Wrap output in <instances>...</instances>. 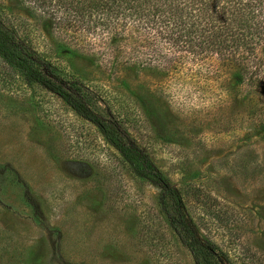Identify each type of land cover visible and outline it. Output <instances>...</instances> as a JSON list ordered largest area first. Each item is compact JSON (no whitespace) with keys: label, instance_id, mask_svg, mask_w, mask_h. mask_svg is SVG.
<instances>
[{"label":"rangeland","instance_id":"rangeland-1","mask_svg":"<svg viewBox=\"0 0 264 264\" xmlns=\"http://www.w3.org/2000/svg\"><path fill=\"white\" fill-rule=\"evenodd\" d=\"M0 11L119 118L223 262L264 264V85H238L222 68L123 69L116 50L90 61L59 49L47 24L27 25L19 1L0 0ZM162 193L94 123L0 57V264H197Z\"/></svg>","mask_w":264,"mask_h":264},{"label":"trees","instance_id":"trees-1","mask_svg":"<svg viewBox=\"0 0 264 264\" xmlns=\"http://www.w3.org/2000/svg\"><path fill=\"white\" fill-rule=\"evenodd\" d=\"M17 1L31 17L27 25L47 24L58 48L70 55L93 61L91 54L99 49L116 50L123 56L116 54L113 62L123 69L196 76L224 69L238 85H264V0ZM0 57L94 123L137 177L161 187L163 202L175 208L181 241L197 264H226L215 246L201 239L180 190L128 138L119 118L99 110L101 98L84 82L57 72L36 52L29 31L21 36L1 11Z\"/></svg>","mask_w":264,"mask_h":264}]
</instances>
